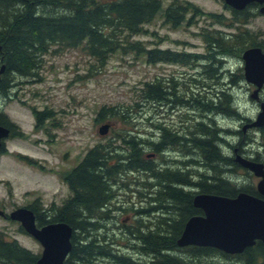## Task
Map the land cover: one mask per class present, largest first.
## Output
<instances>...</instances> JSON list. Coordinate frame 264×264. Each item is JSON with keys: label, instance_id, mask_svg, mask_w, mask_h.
<instances>
[{"label": "trees", "instance_id": "trees-1", "mask_svg": "<svg viewBox=\"0 0 264 264\" xmlns=\"http://www.w3.org/2000/svg\"><path fill=\"white\" fill-rule=\"evenodd\" d=\"M226 6L231 11L229 18L222 13L205 12L189 1L174 0L165 9L163 16L173 28L179 27L186 20L191 24L200 16L211 22L212 26L206 27L210 29H203L201 32L206 42V53L209 55H193L176 53L170 49H147L135 38L144 30L145 24L154 20L162 11L163 0H0V95L8 94L18 85V77L38 75L43 57L50 53L55 45L61 49L82 45L89 55L101 63H105L116 52L143 50L151 62L173 61L185 65L191 59L194 61V58L197 62H207L209 65L205 73L206 80H215V83H204L203 91H196V84H190L186 89L177 92L180 87L175 88L176 85L171 89L167 88L161 79L148 80L139 89L135 105L140 106L152 101L169 102L170 97H175L172 101L175 104L185 101L193 103V107L197 104L206 115L213 104H218L220 115L234 120L242 119L243 123L248 124L251 119L242 118L240 109L235 106L237 100L234 90L240 83L245 82L243 68L239 67L233 71L228 69L230 72L223 69L226 61L241 59L247 48L259 46L264 50L261 33L249 27L250 20L261 14L260 5L252 3L243 10ZM188 14H191V17L187 19ZM215 24L218 27H215ZM3 65L5 69L1 72ZM226 72L230 73V78L226 77ZM114 111V108L103 107L99 115L104 119L107 112ZM53 112L34 109L36 126L42 127L54 116ZM122 112L123 115L126 113L124 110L117 111L115 116L126 123L123 120L126 118L120 117ZM211 120L208 122V118L202 116L195 122V129L187 132V138L183 139L176 134H165L164 131L162 144L167 139H172L173 143L184 141L185 168H156V158L149 157L153 150L147 152V146L141 139L142 133L138 131V137L124 136L130 153V159L122 158L125 160L124 164L119 161L115 147L110 143L98 144L86 153L73 170L64 173L63 179L72 191L69 198L60 206L53 203V207H59L47 209L51 214L43 213L38 205L34 207V211L40 226L64 221L74 228L73 247L66 264H101L98 262L101 257L112 258L116 264H264L263 241H257L254 246L238 254L225 253L212 247H180L177 244L188 219L203 214L193 203L196 194L212 193L235 197L240 192H247L260 196L257 188L250 185L251 183L239 181L238 177L236 180L230 178L233 174H240L242 170L252 174L235 161V149L244 154L242 146L247 136L243 130L245 125L238 130L235 123L225 128L218 126L213 118ZM0 124L10 127L14 136L24 135L1 110ZM258 130L264 134V127ZM130 131L132 130H114L119 134ZM228 134L232 138L238 137L235 143L228 139ZM260 146L264 148V144ZM224 147H227L231 154L225 152ZM156 150L161 151L157 146ZM0 152H7L5 145L0 147ZM256 154L254 157H247L264 163V155L260 156L261 151ZM198 165L204 169L201 173L198 172L196 179L197 174H192L189 166ZM137 168H140L142 173L141 186L156 187H153L150 193L147 192L145 202L142 200L145 191H141L140 186L139 197L142 201L137 209L135 205L133 209L142 216L137 219L136 229L126 227L125 236H133L132 243H126L129 250L136 253L135 257L120 254L119 250L112 251L107 245L112 243L109 237L110 228H105L104 232V228L98 226V220L103 219V215L107 216L115 207L112 206L113 203L116 204L114 188L120 174ZM146 178H154L155 182ZM146 214L154 217L152 225H146L147 229H144L140 222ZM38 257V254L0 231V264H36Z\"/></svg>", "mask_w": 264, "mask_h": 264}, {"label": "rangeland", "instance_id": "rangeland-1", "mask_svg": "<svg viewBox=\"0 0 264 264\" xmlns=\"http://www.w3.org/2000/svg\"><path fill=\"white\" fill-rule=\"evenodd\" d=\"M173 1L163 0L162 11L154 20L145 24L144 30L135 38L147 49H170L176 53L206 55V42L201 32L203 29H210L206 27L212 26L211 22L200 16L191 24L186 20L179 27L173 28L163 16V12ZM180 1L192 2L205 12L222 13L227 18L230 17L231 11L224 0ZM189 17L191 14L187 15V19ZM215 27L218 26L215 24ZM249 27L261 33L260 38L264 39V14L253 17ZM195 60L191 59L185 65L173 61L151 62L145 51L131 50L116 52L105 63H101L89 55L82 45L68 49H61L58 45L53 46L52 51L43 57L38 75L18 77L17 80L20 81L18 85L8 94L0 95V110L7 114L19 131L24 133L22 136L13 135L7 138L5 140L7 152H0V208L11 212L18 207L28 205H38L42 209L50 210H53V203L60 206L71 195L69 186L63 180V174L75 168L89 148L109 141L121 144L119 133H115L114 130L120 132L121 129L127 131L133 129L141 132L143 137L141 139L147 146V152L152 150L151 140H157L161 135L162 129L159 127H165L166 119L182 121L186 132L194 130L195 122L202 116L208 118V122L213 118L218 126L222 125L225 128L235 123L238 125V130H241L243 124L247 123H243L242 119L234 120L220 115L217 110L218 104H213L206 115L196 106L197 104L193 107L191 105L193 103L186 101L179 104L172 103L175 97H170L169 102L152 101L140 106L135 105L139 89L148 80L161 79L166 87L171 89L176 85L175 88L180 87L177 92L186 89L190 84H196V91L200 89L203 91V84L207 82L205 73L209 63ZM243 64L242 59H230L226 61L223 70L233 71ZM226 77L230 78V73L226 72ZM210 81L211 79H208V82ZM211 82L215 83V80ZM255 89L256 86L245 81L234 90L238 104L235 106L240 109L242 118L255 119L260 111L259 103L250 97ZM260 95L264 100V92L261 91ZM103 107L114 108L115 111L107 112L105 118L101 119L99 112ZM34 109L53 110L54 116L52 115L51 119L38 128ZM120 109L126 111L124 115L123 112L120 113V117L126 118L123 119L126 123L115 116L117 111H121ZM102 123L110 124L107 135L99 133ZM245 135L247 136L242 146L245 156L254 157L257 151H261L260 156L264 155V148L260 146L264 144V134L258 129H250ZM236 138L238 137L232 138L228 134V139L234 143ZM224 149L231 154L227 147ZM172 152L174 156L169 160L166 159L167 156L160 154L154 160L156 168L171 167L170 164H177V168H185L183 160L185 151L179 148V153ZM234 152L236 153V149ZM181 159L183 163L180 162L181 164L178 165ZM160 163L161 166L157 167ZM172 168L176 167L172 166ZM189 168L192 174H197L196 179L198 172L201 173L204 169L199 165ZM212 174L213 172L210 173ZM237 177L239 181L251 183L250 185L256 188L260 180L254 173L248 174L245 170L240 174L231 175L230 178L236 180ZM146 179L155 182L154 178ZM153 187L141 186V191H145L142 200L147 201V192L150 193ZM135 195L134 202L130 198L131 192L124 193L123 197L119 196L121 199H115L116 204H112L115 207L111 211L115 213L116 219L103 215V219L98 220V226L104 228L105 232V226L108 224L112 243L107 245L112 251L119 250L120 254L136 257V253L129 250L126 243V241L132 243L133 236H130V239L123 234L126 227L135 226L137 223L138 213L135 209L142 200L138 193ZM122 198H125L124 201ZM134 205L135 209H133ZM0 231L5 232L8 238L18 240L34 253L40 254L43 250L40 242L22 230L18 221L0 216ZM98 262L116 264L112 258L105 257L99 258Z\"/></svg>", "mask_w": 264, "mask_h": 264}, {"label": "water", "instance_id": "water-1", "mask_svg": "<svg viewBox=\"0 0 264 264\" xmlns=\"http://www.w3.org/2000/svg\"><path fill=\"white\" fill-rule=\"evenodd\" d=\"M237 10H243L252 3L260 5L259 11L264 14V0H224ZM245 80L257 86L251 94L254 99L260 98L264 87V50L259 46L247 48L243 54ZM5 66L1 68L3 72ZM261 111L257 119L244 126V130L264 126V101L260 102ZM109 124L100 127V134H107ZM11 129L0 124V147L3 140L10 136ZM235 161L242 167L253 172L259 181L254 195L240 192L235 197L212 193H198L194 196L195 207L203 214L194 215L186 222L182 234L177 240L180 247L201 246L219 249L225 253H242L246 248L254 246L257 241L264 242V163L249 159L237 153ZM0 215L5 211L0 209ZM9 217L21 222L23 228L34 236L43 246L41 256L36 264H66V259L72 250L74 228L67 222H53L38 227L36 214L28 207L13 210Z\"/></svg>", "mask_w": 264, "mask_h": 264}, {"label": "flooded vegetation", "instance_id": "flooded-vegetation-1", "mask_svg": "<svg viewBox=\"0 0 264 264\" xmlns=\"http://www.w3.org/2000/svg\"><path fill=\"white\" fill-rule=\"evenodd\" d=\"M172 102V101H171ZM173 103V102H172ZM172 118V117H171ZM183 122L181 121V122H175V121H173V120H170V119H166V121H165V127H159L160 129H162V133H161V135L158 137V139L156 140V139H153V140H151V142H150V144H151V147H152V150H153V152L151 153L152 155H150L149 154V157H155V158H157L160 154H164L165 156H167L168 158H166L167 160H169V159H171L173 156H174V154H173V152L172 151H174V153H179V148H182V149H184L185 148V143H184V141H180L179 143H173V140L171 139V140H168L167 139V141H165V143L164 144H162L163 143V137H164V131H165V134L166 133H169V135L170 136H172V135H174V134H176L178 137H180L181 139H183V138H187V132H186V129H185V124L183 123ZM137 132L138 131H135V130H133L132 129V131H130V132H126V133H124V134H119V137H120V139H121V144H115L113 141H109V142H107V143H99V144H111V146L112 147H115V153H117V155L119 156V158H120V162L122 163V164H124V162H125V160L126 159H130L129 158V155H130V153H129V149H128V143H125L124 142V136H133V135H136L137 137H138V134H137ZM138 140L140 141V138H138ZM154 144V145H153ZM98 145V144H97ZM96 146V145H95ZM95 146H93V147H95ZM156 146H157V148L158 149H160L161 151H157L156 150ZM93 147H91V148H93ZM119 152H118V151ZM155 151V152H154ZM157 151V152H156ZM160 152H162V153H160ZM86 154H84L83 156H82V158H84V156H85ZM80 159V162L83 160V159ZM117 157H115V159H116ZM122 158H125V160H123ZM183 163V161H182V159L180 160V161H178V165L179 164H181V163ZM171 166H173V167H176L177 168V164H170ZM158 166H161V163L160 164H158L157 165V167ZM165 167H169V166H165ZM159 168H162V167H159ZM74 169V168H73ZM73 169H71V170H73ZM71 170H69V171H71ZM141 170H140V168H137V169H135V170H128V171H124V172H122L120 175V179L118 180V182L115 184L116 185V187L114 188V190H115V198L116 199H118L119 198V196H122L123 197V195H124V193L126 194L127 192H131V196L132 197H130L132 200L136 197V195H135V193H138V194H140V186H141V183H140V176H141ZM125 178V179H124ZM64 180V179H63ZM64 182L68 185V183L64 180ZM155 184V183H154ZM69 186V185H68ZM154 187H156V186H154ZM70 188V187H69ZM124 188H128L126 191H122V189H124ZM71 190V189H70ZM123 192V193H122ZM71 194H72V191H71ZM122 194V195H121ZM119 199H121V198H119ZM123 199H125V198H122V200ZM124 201V200H123ZM133 202H134V200H133ZM61 205H63V203L61 204ZM28 207L29 208H31V209H33L34 210V207H35V205H28ZM109 207H111L110 205H109ZM53 208H55V209H57L58 207H53ZM2 209V208H1ZM42 211H43V213H47V214H51L50 213V210H47V209H42ZM7 212V211H6ZM112 212H109V214H107V217H109V216H111V217H115V219H116V215H115V213L113 214H111ZM137 215V217H140V216H142L141 214H136ZM37 216V215H36ZM38 217V216H37ZM145 217H147V219H145ZM152 217H154L153 215H151V214H146V216H144L143 218H141V222H140V226L141 225H144L143 226V228L144 229H147V226L146 225H152L151 223V221H152ZM5 218H6V216H5ZM8 218V217H7ZM127 218H130V216H127ZM37 224H38V218H37ZM44 225H46V224H43V225H41V226H39V227H42V226H44ZM137 225H138V223H137ZM137 225H135L134 227H128V228H130V229H136V226ZM107 226H108V224L105 226V228H107ZM109 227V226H108ZM154 228H152V230H153ZM123 234L125 235L126 234V228L124 229V231H123ZM103 264H104V262H102ZM101 263V264H102ZM77 264V263H76Z\"/></svg>", "mask_w": 264, "mask_h": 264}, {"label": "bare ground", "instance_id": "bare-ground-1", "mask_svg": "<svg viewBox=\"0 0 264 264\" xmlns=\"http://www.w3.org/2000/svg\"><path fill=\"white\" fill-rule=\"evenodd\" d=\"M247 125V124H246ZM236 155V154H235Z\"/></svg>", "mask_w": 264, "mask_h": 264}]
</instances>
